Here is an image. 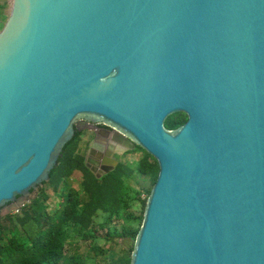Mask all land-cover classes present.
Segmentation results:
<instances>
[{
    "label": "water",
    "instance_id": "obj_1",
    "mask_svg": "<svg viewBox=\"0 0 264 264\" xmlns=\"http://www.w3.org/2000/svg\"><path fill=\"white\" fill-rule=\"evenodd\" d=\"M99 124L158 165L129 264H264V0H9L0 216Z\"/></svg>",
    "mask_w": 264,
    "mask_h": 264
},
{
    "label": "trees",
    "instance_id": "obj_2",
    "mask_svg": "<svg viewBox=\"0 0 264 264\" xmlns=\"http://www.w3.org/2000/svg\"><path fill=\"white\" fill-rule=\"evenodd\" d=\"M185 119L184 114L175 113L164 126L173 130ZM78 138L76 131L50 172L49 182L34 199L17 212L0 216V264H129L130 251L120 245V240L135 238L151 187L141 199V192L129 186L127 180L133 174L144 175L152 186L157 162L136 146L129 153L139 152L141 157L133 168L119 162L97 178L85 166ZM98 213L103 215L100 224L95 222ZM100 230L104 231L105 241L101 247L93 244ZM83 243L88 247L81 251Z\"/></svg>",
    "mask_w": 264,
    "mask_h": 264
},
{
    "label": "flooded vegetation",
    "instance_id": "obj_3",
    "mask_svg": "<svg viewBox=\"0 0 264 264\" xmlns=\"http://www.w3.org/2000/svg\"><path fill=\"white\" fill-rule=\"evenodd\" d=\"M97 127V132L87 130L79 131V136L84 132L91 135L87 140L85 157L87 156L90 158L91 162L89 163L91 167H93L95 175L98 176L107 168L113 167L115 161H117L118 164L122 157L129 154V151L122 153V151L119 150L118 152L116 148L119 146L118 144L120 142L119 139L114 136L112 129L101 124L97 125ZM89 150H93L94 152L90 153Z\"/></svg>",
    "mask_w": 264,
    "mask_h": 264
},
{
    "label": "rangeland",
    "instance_id": "obj_4",
    "mask_svg": "<svg viewBox=\"0 0 264 264\" xmlns=\"http://www.w3.org/2000/svg\"><path fill=\"white\" fill-rule=\"evenodd\" d=\"M7 10H8V8H7ZM5 19L6 18H4L3 20L0 21V28L3 26ZM90 136L91 135L89 133H85L84 132L78 138L79 139L78 149L83 154L86 152V144H87V140L90 138ZM140 157H141V153L133 152V153H129V154L125 155L124 157H122L119 162H123L124 164H126L128 166H131L133 168L134 167L133 164H135ZM127 183L132 188H134L136 190H139L141 192V196H140L141 199H144L146 197V191L145 190L149 189L151 187L150 179L147 176H144V175L140 176V175H137V174H133L132 177L127 180ZM48 192L51 194L50 191H48ZM135 211L137 212L136 209H134V212ZM102 220H103V215L101 213H98L96 218H95V222L100 224V223H102ZM137 224L138 223H136V225ZM111 225H113V224L111 223ZM4 226H5V229H7L9 227L8 224H6V223H5ZM117 228H119V226ZM103 234H104V231H101V230L98 231V233L96 235L97 237L95 238L93 244H96V245H98L100 247L101 246H105V241H104V238H103L104 237ZM78 245H80V244H78ZM87 247H88V245H84V243H83V247H82L81 251L85 250ZM105 258L107 259L106 261L108 262L109 261L108 256H105ZM87 264H92V263L87 262Z\"/></svg>",
    "mask_w": 264,
    "mask_h": 264
},
{
    "label": "crops",
    "instance_id": "obj_5",
    "mask_svg": "<svg viewBox=\"0 0 264 264\" xmlns=\"http://www.w3.org/2000/svg\"><path fill=\"white\" fill-rule=\"evenodd\" d=\"M8 3H9L8 0H0V21L3 20L4 18H6V16H7Z\"/></svg>",
    "mask_w": 264,
    "mask_h": 264
},
{
    "label": "built area",
    "instance_id": "obj_6",
    "mask_svg": "<svg viewBox=\"0 0 264 264\" xmlns=\"http://www.w3.org/2000/svg\"><path fill=\"white\" fill-rule=\"evenodd\" d=\"M18 211V210H17ZM17 211H15V212H17Z\"/></svg>",
    "mask_w": 264,
    "mask_h": 264
}]
</instances>
